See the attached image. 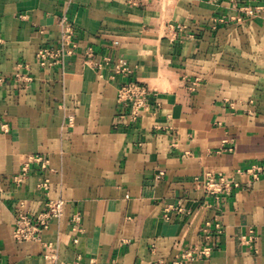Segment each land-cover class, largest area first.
<instances>
[{
  "label": "crops",
  "instance_id": "0c3cea01",
  "mask_svg": "<svg viewBox=\"0 0 264 264\" xmlns=\"http://www.w3.org/2000/svg\"><path fill=\"white\" fill-rule=\"evenodd\" d=\"M262 3L0 0V264H172L204 245L191 264H264V169L247 172L264 167V12L246 10ZM63 19L77 48L42 66ZM131 80L155 91L136 122L117 99ZM34 154L49 169L16 181ZM209 174L237 185L206 194ZM51 198L63 216L43 241H17L19 204L36 214Z\"/></svg>",
  "mask_w": 264,
  "mask_h": 264
},
{
  "label": "built area",
  "instance_id": "2783aa9c",
  "mask_svg": "<svg viewBox=\"0 0 264 264\" xmlns=\"http://www.w3.org/2000/svg\"><path fill=\"white\" fill-rule=\"evenodd\" d=\"M247 12L253 15H258L264 12V0L262 4L248 9ZM62 34L59 42L55 46H42L39 48L36 58L40 65H54L64 61V59L73 54L77 48V42L75 41V25L72 21L63 19ZM109 61V59H108ZM115 72L123 75L132 74L133 70L124 60L115 62ZM19 79H26V75L21 72L17 73ZM197 82L193 83V89L196 87ZM155 94V91L144 81L131 80L121 84L118 88L117 99L119 104L128 110L127 116L131 122L139 120L141 113L148 110L151 106V96ZM126 114H122L125 117ZM5 130L7 128L4 127ZM175 132L174 145L177 144L179 139L178 131L174 127H170ZM36 163L42 170H47L50 167V158L42 154H34L29 156L28 160L23 164L20 174L15 176V180L20 182L23 177L29 172L31 164ZM264 167L260 164H254L247 169L254 178H258L262 173ZM206 194L215 195L219 197L220 193L224 191H231L232 188L237 185L235 181L229 179L225 175L215 176L209 174L204 179L197 180ZM42 190L49 189V179L47 177L40 180L38 184ZM65 200L62 198L49 199L44 209L39 213H32L29 211L25 203L22 201L16 209V224L13 230V236L17 241H43L44 232L50 227L53 220L60 219L64 214ZM170 208L166 209L169 212ZM74 229H79L80 216L75 215L73 217ZM220 228L219 224L216 225ZM74 241H78L75 238ZM45 248L51 247L50 242H44ZM212 250V246H194L184 251L172 264H191L195 259L208 255ZM46 257L54 260L55 255L52 253H46Z\"/></svg>",
  "mask_w": 264,
  "mask_h": 264
}]
</instances>
